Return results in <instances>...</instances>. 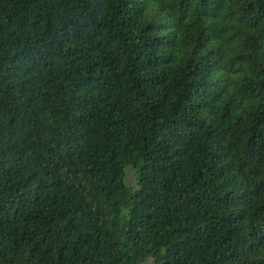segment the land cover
<instances>
[{"label": "trees", "instance_id": "obj_1", "mask_svg": "<svg viewBox=\"0 0 264 264\" xmlns=\"http://www.w3.org/2000/svg\"><path fill=\"white\" fill-rule=\"evenodd\" d=\"M149 260L264 264V0H0V264Z\"/></svg>", "mask_w": 264, "mask_h": 264}, {"label": "rangeland", "instance_id": "obj_2", "mask_svg": "<svg viewBox=\"0 0 264 264\" xmlns=\"http://www.w3.org/2000/svg\"><path fill=\"white\" fill-rule=\"evenodd\" d=\"M125 182L128 186H133L134 179L130 169H126L125 171ZM146 264H151V260H149Z\"/></svg>", "mask_w": 264, "mask_h": 264}]
</instances>
